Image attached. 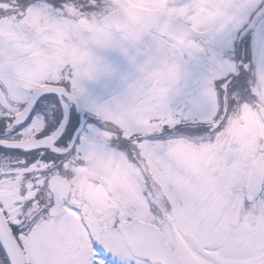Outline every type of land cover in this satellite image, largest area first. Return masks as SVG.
Instances as JSON below:
<instances>
[{"label": "snow or ice", "instance_id": "snow-or-ice-1", "mask_svg": "<svg viewBox=\"0 0 264 264\" xmlns=\"http://www.w3.org/2000/svg\"><path fill=\"white\" fill-rule=\"evenodd\" d=\"M0 264H264V0H0Z\"/></svg>", "mask_w": 264, "mask_h": 264}]
</instances>
